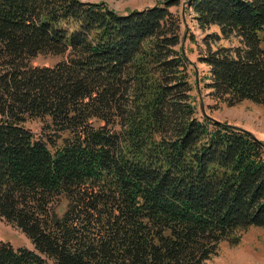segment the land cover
Listing matches in <instances>:
<instances>
[{
  "label": "trees",
  "instance_id": "1",
  "mask_svg": "<svg viewBox=\"0 0 264 264\" xmlns=\"http://www.w3.org/2000/svg\"><path fill=\"white\" fill-rule=\"evenodd\" d=\"M178 4L0 0V217L35 247L0 242V264H210L264 228V142L198 117ZM187 4L220 29L200 57L212 98L264 105V0ZM45 54L64 59L31 66Z\"/></svg>",
  "mask_w": 264,
  "mask_h": 264
},
{
  "label": "rangeland",
  "instance_id": "2",
  "mask_svg": "<svg viewBox=\"0 0 264 264\" xmlns=\"http://www.w3.org/2000/svg\"><path fill=\"white\" fill-rule=\"evenodd\" d=\"M87 2H104L118 13L142 10L164 4L166 0H83ZM189 0H179L178 6L170 10L181 20V43L179 48L187 57L189 63V79L193 88L192 96L198 111V117L208 116L214 120L231 124L252 133L264 142V105H256L244 101L237 106L228 107L225 103L216 101L210 95L207 87L210 68L200 57L207 48L206 39L213 33L220 34L217 26L202 30L199 28L194 14L188 7ZM261 34H264L262 32ZM214 49L219 46L234 47L239 45L237 38L221 39L211 42ZM64 59L61 55H39L31 60L32 67H54ZM49 120H29L26 128L30 129L36 139L53 133L48 128ZM58 145H61L59 140ZM239 241L222 240L218 244L217 254L210 260V264H264V228L251 227L240 232ZM234 236V237H235ZM233 239V238H232ZM0 242L9 243L14 249L26 248L34 250V244L18 227L9 224L0 217ZM51 264H54L51 261Z\"/></svg>",
  "mask_w": 264,
  "mask_h": 264
}]
</instances>
